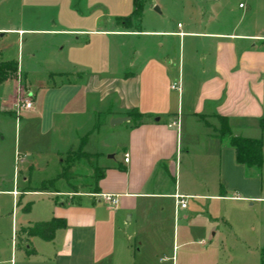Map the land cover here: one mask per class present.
Instances as JSON below:
<instances>
[{
	"label": "crops",
	"instance_id": "obj_1",
	"mask_svg": "<svg viewBox=\"0 0 264 264\" xmlns=\"http://www.w3.org/2000/svg\"><path fill=\"white\" fill-rule=\"evenodd\" d=\"M111 3L22 0L24 11L50 13L45 24L0 28V38H64L49 54L47 81L32 86L19 66L33 109L14 118L8 147L2 126L5 114L14 117L17 87L0 84L14 85L12 96L0 98V264H132L133 245L159 264H245L264 249V164H237L235 150L217 137L218 118L235 137L261 139L264 161V30H240L245 14L238 6L208 0L180 1L182 22L163 18L153 0L136 27L119 23L131 16L133 0L129 14L119 8L107 15ZM220 15L236 18L226 26ZM146 18L167 27L147 29ZM1 61L14 60L0 53ZM175 82L180 91L171 90ZM123 118L129 121L109 124ZM83 137L82 151L100 155L96 166L105 170L97 193L58 179L63 157ZM50 164L56 178L33 185V174ZM99 195L118 197L117 206ZM175 195L188 197L185 209ZM169 213L177 218L171 255ZM51 220L65 225L51 241L23 233ZM235 249L245 256L232 258Z\"/></svg>",
	"mask_w": 264,
	"mask_h": 264
},
{
	"label": "rangeland",
	"instance_id": "obj_2",
	"mask_svg": "<svg viewBox=\"0 0 264 264\" xmlns=\"http://www.w3.org/2000/svg\"><path fill=\"white\" fill-rule=\"evenodd\" d=\"M40 0H38L39 2ZM112 3L110 5L107 4L105 12H107V15L111 14L114 15L115 12H118V9L120 8V14H129L127 6L129 4L127 1L129 0H111ZM143 1V7H148L153 3V0H141ZM157 4L163 8V18L170 17L175 22H182V20H185V16L180 13L177 8L180 1L185 0H156ZM22 0H0V28L8 29V28H17L20 30L30 29V28H40L42 27V23L46 20L50 15V13H42L39 11H34L33 13L28 12L27 10L24 11L23 8H21ZM75 4H77V1H75ZM220 4H228L230 7L239 8V5H243L242 15L244 16L243 25L241 26L240 30L242 31H250L252 32L255 29L256 31H262L264 30V0H208V6L213 5L217 6ZM108 9H111L109 11ZM210 14V12H208ZM228 17V18H227ZM221 16L220 20L226 21V26L231 25V23L234 21L236 16L233 18H229V16ZM162 18V19H163ZM163 21L155 20L152 18H146L145 20V27L147 29H153L157 26L161 27L166 26L167 23L164 21V24H162ZM124 23V22H123ZM230 23V24H229ZM131 24L133 27L138 26V21H131ZM112 29H115L114 22L112 24ZM118 29V28H117ZM5 33H0V35ZM25 34V35H23ZM64 38H61L59 36H42V35H29L28 33H22L19 35H11L7 34L4 37L0 38V53L3 55V58L5 60H14L15 62H18L20 67H23L24 72L28 73V79L31 82L32 86L38 84L41 81H47L48 77L46 76V70H47V60H49V54L50 52H53V50L56 49V47L59 45V47H62L63 45H60L63 42ZM68 47V46H67ZM66 47V48H67ZM16 82V92L15 97L12 100L13 107H12V113L15 114L16 108L15 106L21 105L22 102H25L28 100L27 97V89H26V83L23 79L22 74L16 78V80H13ZM54 82L56 80H53ZM51 82V80H50ZM13 82L7 83L5 88H0V98H5L6 96H12L13 94ZM5 117L7 118L2 126V132L4 136L6 137V141L4 146L8 147L10 145V137H13L16 130H15V123H14V117H12L9 114H5ZM101 120H104L107 118L106 113H104ZM106 117V118H105ZM112 121V120H111ZM111 121L109 124L111 125ZM97 123L99 124L98 120ZM118 129L120 126H117ZM77 150H72L70 154H65L63 159H67V157H73V153H75ZM116 158H119V156H116ZM17 168L19 167L18 164H16ZM58 171L55 172V169L53 165L49 167L48 169L39 172H35L32 177V184L37 185L41 178H56V174ZM75 178L68 181L69 183L74 182L76 187L79 189L80 192H88L93 191L94 189V182L93 179H90L91 171L86 168L84 163H79L76 166V169L74 171ZM66 182V181H65ZM78 183V184H77ZM256 207L251 210L253 213L256 212ZM248 210V208H245V212H251ZM251 212V213H252ZM258 214V213H257ZM174 216L169 213V216L167 217V234L168 237L166 238L167 242L169 243L170 250L169 254H172V247L174 242L172 238L173 232L177 229V218L176 223L173 221ZM146 238H142V242ZM144 244V243H143ZM145 245V244H144ZM138 248V247H137ZM136 245L132 246V251L135 253V260L132 261V264H159L158 258L155 256H152V253H148L142 251V254H138L136 251ZM231 257L235 258L236 256H245L244 253L239 252L238 250H231L230 251ZM161 256V255H158ZM245 264H259V255L256 254L255 258L252 256L246 257L244 260ZM230 264H238L237 259H233Z\"/></svg>",
	"mask_w": 264,
	"mask_h": 264
},
{
	"label": "trees",
	"instance_id": "obj_3",
	"mask_svg": "<svg viewBox=\"0 0 264 264\" xmlns=\"http://www.w3.org/2000/svg\"><path fill=\"white\" fill-rule=\"evenodd\" d=\"M143 1L141 0H133V12L130 17L123 18L119 20L121 24L131 25V21H138L141 17L143 10ZM124 22V23H123ZM19 73V65L15 61H1L0 62V84L8 81V80H16ZM134 112H132L129 116L134 120ZM14 118L16 116L14 114ZM220 127L217 131V137L221 139V141H226L230 147L235 150L236 162L239 165H242L246 168H255L260 169L263 164L262 157V140L261 139H247L243 137H235L232 135L230 128L228 126V122L226 118H218ZM98 123H96L93 132L98 130ZM264 126L261 125V129ZM86 141V137L80 139V147L79 149L73 153V157H67V159L63 160V168L60 173L58 179H63L66 182L75 178V169L79 163H84L87 165L93 172V182L94 186H97L98 182L104 177L105 170L99 169L96 166L97 160L100 155H89L85 154L82 151V147L84 146ZM69 151L67 154H70ZM42 190V188L40 189ZM93 191L97 193V187H94ZM30 211V205L26 206L23 209V212L27 213ZM64 222L62 220H51L49 222H40L35 223L31 227L24 229L23 233L28 237H37L42 241H51L54 237V234L57 230L64 228ZM259 264H264V249H262L259 253Z\"/></svg>",
	"mask_w": 264,
	"mask_h": 264
},
{
	"label": "built area",
	"instance_id": "obj_4",
	"mask_svg": "<svg viewBox=\"0 0 264 264\" xmlns=\"http://www.w3.org/2000/svg\"><path fill=\"white\" fill-rule=\"evenodd\" d=\"M240 9H243V5L240 4L239 5ZM178 28L181 27V25L177 26ZM181 87L179 83H173L171 84V90L174 91H180ZM16 111H15V116H16V120L19 119V117L22 115V113H24L25 111H29L33 109V103L31 100H26L25 102H22L21 105H16L15 106ZM125 162H128V156H125L124 159ZM13 194L16 195V192H13ZM99 197H101V199L103 201H105L107 204L115 207L118 204V197L113 196V195H99ZM187 196H181V195H175V199H176V205L179 209H185L187 207Z\"/></svg>",
	"mask_w": 264,
	"mask_h": 264
},
{
	"label": "water",
	"instance_id": "obj_5",
	"mask_svg": "<svg viewBox=\"0 0 264 264\" xmlns=\"http://www.w3.org/2000/svg\"><path fill=\"white\" fill-rule=\"evenodd\" d=\"M155 11L159 12L157 8L155 9ZM128 121H129V118L114 119L111 121V125L120 124V123L128 122Z\"/></svg>",
	"mask_w": 264,
	"mask_h": 264
}]
</instances>
